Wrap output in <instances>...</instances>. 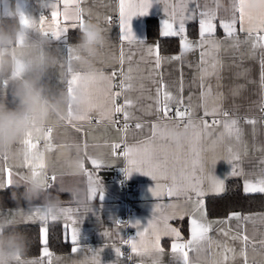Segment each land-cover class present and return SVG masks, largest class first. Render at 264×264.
Wrapping results in <instances>:
<instances>
[{"label": "snow or ice", "instance_id": "obj_1", "mask_svg": "<svg viewBox=\"0 0 264 264\" xmlns=\"http://www.w3.org/2000/svg\"><path fill=\"white\" fill-rule=\"evenodd\" d=\"M113 3L116 0H112ZM69 0H64V20H73V28H79L81 31L85 21V14L89 20L92 18L99 19L98 14L93 12L91 9H82L79 3L76 4L73 10V15H70ZM250 0H232L230 11L231 18L224 19L220 18V25L223 28L226 38L224 41H220L215 37L217 12L218 5L217 0H203V3H196L195 7L189 8L187 0H183L180 5L179 12L176 11L175 7L168 3V0H118L119 5V27L121 30L120 39L130 48L136 46L139 49L138 55L139 60L149 65L147 75L140 72V65L136 63L135 67L133 65L132 53L129 52L127 58L123 51V47H120L119 55L113 60L108 62V66L120 65V75L122 79L119 85H112L109 83V97L112 103V108L109 111H99V116L101 119L107 118L110 123L115 124L116 121L112 120V115L115 113H123L124 125L119 131L121 132V138L123 134L129 131V124L127 123L131 119L140 120L141 117L135 116V113L131 111L135 107V102L127 93L132 91H140L143 95L144 91H151L150 89H145L144 81H151L156 85L155 88V109L150 104L144 111L148 114H155L157 120L156 123L144 124L136 123L135 129L140 130L139 133L133 132V135H144V129H148V138L139 139L134 144H125L123 151L117 153V149L121 148L120 143H114L110 146L109 151L104 153L103 159L92 158L91 163L96 168H100L102 165H111L113 162L120 157H123L127 161V167L122 171L125 179L131 178L133 173H141L151 177L155 181L154 187L150 189L152 196L158 197L160 195V189L163 187L166 191L168 197H175L176 202L161 205L156 204L153 209V216L156 217L157 213L161 210H168V212L163 216L161 224L158 225L153 222V220L148 221V227L139 230L141 227V221L137 220L135 222H127L126 226H131L137 228L135 236L125 238L120 235L119 231H113L111 229H106L103 232V236L106 239L105 247H111L114 250L116 257H122L124 253L121 251L119 245H128L130 247L131 253L137 256H149L152 257V264H161V257L164 255V249L161 246L162 236H173L175 238L174 242L171 244V253L176 264H189V251L195 250L200 253L204 249H208L212 254L211 264H225V262H230L234 260L237 253L234 247H231L227 242H221L215 240L210 233L214 231H219L222 233L225 240L230 238L231 241H239L240 251L238 255L242 258V264H264V233H261V239L258 242H253L249 239V236L244 234L247 229L244 224L251 222L255 224L257 221L264 223V214L256 215H242L241 213L234 212L230 213L227 220L223 221H209L207 219V213L204 209V201L202 197L205 195L206 191L222 192L224 190V180L217 177L214 172L206 168L204 159L201 156L200 149L198 148V142L200 140L201 133L211 136L216 130L215 125H222L223 131L219 132L217 142L227 141L225 157L227 163L231 166V172L234 176L244 175L243 169L241 168V162L243 157L247 155V147L243 144L244 130L239 124V117H237V112L239 110V105L235 103L228 107H223L222 102L226 99L223 92L217 90L213 93V88L210 83H206L207 77L216 78V87L219 89L221 87L220 81V71L221 69L227 68L230 71H234L237 78L247 79L248 70L242 69L243 61L247 58L256 55L257 51L260 56V84L262 89H264V35L261 31H264V6H262L255 15L253 12L246 11V4H249ZM154 5H163L162 13L165 18L161 21L162 30L160 35L163 37H179L180 38V54L174 56H161L159 51V45H149L146 44L145 39L138 38L136 32L133 29V19L138 17H146L151 14V10ZM50 7L53 9L51 11V16L53 21L60 15L57 3H52ZM238 13V17H237ZM46 17L41 15L39 20L31 19L30 15L26 12L21 13L20 22L28 27L34 28L42 33L44 36L49 37L51 40L61 42L66 46L68 53V67L67 72L72 73L70 79H65L64 83L66 85L67 93L75 100L76 91L84 84L85 74L78 68L73 69L71 61L75 60L80 62L82 57L79 55L82 49L76 46L67 45L68 32L67 27H60L59 22L57 26L52 28L51 25L45 28ZM239 20L241 24V31L247 33L244 39H241L237 35L236 25ZM191 21H198V39L193 41L187 36L186 24ZM106 26L103 29L107 33V24H110V17L105 18ZM247 23V27L244 24ZM109 47H114V45L109 44ZM221 48L232 57L231 63L225 65L217 58V53ZM199 50L200 65L198 67V80L201 87L204 89L200 94V99L203 100V104L193 105L191 103V97L188 98L189 103L185 105L184 96L182 95L184 91L182 74L181 78L175 83V85L167 84L164 82L163 73L158 70L161 68L163 63H171L173 61L183 62V56L186 53L194 52ZM127 59V70H123V65ZM103 64V60L101 61ZM64 65L60 64V68L63 69ZM82 68V67H81ZM22 66L17 69V74L22 71ZM134 72L136 75H134ZM103 74V71L100 70ZM65 74L62 72V77ZM117 75L116 71H113L111 77H107L109 81ZM95 80V77H92ZM139 80V86L136 88L132 83L133 80ZM8 81L2 82L3 89L8 88ZM112 87H119L121 91L111 92ZM172 87L176 88L175 94L172 91ZM244 84H235L234 86H228V94L232 97L241 95L244 89ZM125 93V99L122 105L116 104V98ZM152 98V97H150ZM211 99L212 106L209 108L208 101ZM93 105L90 100L88 101V107L86 110H82L79 106L74 103L66 104V109L68 112L67 122L72 123V119L83 120L87 117L88 111L91 110ZM175 107V116L178 118L174 122L172 118L168 115ZM197 107H203V116L214 117L212 125L203 118H200L199 128L200 131L195 134V136L189 140L188 154L184 156L182 150L184 149L183 144L175 143L171 140L169 136V122L173 123L174 126L179 127L180 123L184 121V118H188V123L185 127H197L192 124L191 116L193 111ZM181 108L184 110L181 111ZM261 111L264 112V104L261 105ZM219 117V118H216ZM236 117V118H234ZM167 121V122H166ZM58 122L49 121V124L54 125ZM245 123L253 126V135L256 134V126L258 123L264 124V120H257L255 118H246ZM53 127L50 126L46 129L37 128L34 131L26 132L23 137L18 141L19 144L23 145L22 155L23 160L17 164V167L26 166L29 169L30 175L23 176L25 178H40L45 187L47 184V174L45 173V156L43 153H37L33 151L36 149L37 144L40 139L43 138L47 141H51ZM165 141L168 143L157 144L156 141ZM35 140V142H34ZM86 147V145H85ZM54 148L61 149V155L63 154V145H52L51 143L46 144V150L51 152ZM264 153V149L261 150ZM217 158H213L211 163L215 165ZM74 167L79 172H86L84 165L79 160L75 162ZM7 173L6 176H3ZM88 175V181L90 184L91 197L96 198L99 191V200H103L105 193L103 186L99 185V181L94 179V173H86ZM12 172L9 168H6L3 164H0V190H3L12 185L11 180ZM248 175L245 176L243 191L247 193H264V158L259 161V171L253 170ZM55 179V176H53ZM99 185V187H98ZM183 198L186 203L191 204L192 211H181V205L179 200ZM79 209L62 208L61 215L66 218V223L64 225L67 230L71 227V243L75 245L72 248L73 252H77L81 246V228L80 225L83 221V216L87 214L90 210L83 209L81 212V218L77 219L69 213L78 212ZM197 213L199 215H197ZM190 215V239L186 243L178 242L181 239V233L176 229L171 227L168 223L169 219H183L184 216ZM0 216L9 219L13 223L30 221H39L45 223V226L41 229L43 234V244L47 245V234L48 228L46 226V221L48 215L45 213L43 208H37L34 212L25 215L20 211L0 213ZM56 220L58 217H51ZM236 220L237 224L235 226V232L229 228L227 231L225 227H228L229 221ZM243 222V223H242ZM125 222L116 220L114 225L117 229L121 227ZM162 225V226H161ZM220 225L216 228L214 226ZM249 249L251 253V260L249 259ZM88 251V249H85ZM94 255V259L91 264H101L99 256V250H91ZM232 254L231 257L229 254ZM43 255L50 256L48 248L45 246L43 248ZM131 259V256L128 257ZM17 264H39V261H23L21 257H17ZM122 264V262H118ZM143 264V261L141 262Z\"/></svg>", "mask_w": 264, "mask_h": 264}, {"label": "crops", "instance_id": "obj_2", "mask_svg": "<svg viewBox=\"0 0 264 264\" xmlns=\"http://www.w3.org/2000/svg\"><path fill=\"white\" fill-rule=\"evenodd\" d=\"M183 0H168V3L175 7L176 11L179 12L180 5ZM25 12L30 15L31 19L39 20V17L43 15L46 17L45 20V28L47 29L49 25L52 28L57 26V22H59L60 27H67L68 32L67 36V45L68 46H76L77 41L80 36L79 28H73L72 24L73 20H64L63 11H64V0H22ZM52 3L58 4V11L60 15L56 18V21H53L51 16V11L53 10L50 5ZM79 3L82 9H91L93 12L98 14L99 19L92 18L88 19L87 14H85V21H92L98 23L102 29L105 28V18L110 17V24H107L108 31L104 32L105 41L102 46H100L93 57H90L96 68L103 71V74L106 77H111L113 71H116L117 75L109 81H98V82H90L88 84L89 91V100L93 107L87 113V117L83 120H78L73 118L72 123L69 124L67 122L68 112L66 109V105L64 107V111L58 115L53 116L50 121L58 122L54 125L49 124V122L43 127L46 129L50 126L53 127L52 138L51 141H47L43 138L40 139L37 144L36 149L33 151L37 153H43L45 156V173L47 174V184L46 190L52 192L53 194L59 195L62 201V208H71V209H79L78 212L69 213L68 215L73 216L74 218L80 219L81 212L83 208L77 205L73 200H66L65 198H61L63 195H70L67 192H58L59 182L61 178L65 180H71L74 178H78L82 181H88V175L86 173H94V179L99 181V185L103 186V190L105 193L104 199L99 200V191L97 193L96 198H92L94 202V209L92 212H88L83 216V221L80 225L81 228V246L77 252H73L72 248L75 247L71 243V227L67 230L64 225L67 222L64 215H59L60 218L53 220L51 217H48L46 221V226L48 228L47 240L49 238V223L50 222H58L62 225L64 231L65 240L69 241L72 246L71 249L66 253H55L51 251V249L47 245L43 244V234L41 229L45 226V223H41L39 221L30 222H18L15 223L18 226H26V225H37L40 229V239H41V251L37 256H22L21 259L23 261H39V264H91L94 259L92 249L99 250L100 252V262L101 264H118V262H122V264H152V257L149 256H137L134 253H131L130 247L128 245H119L121 247V251L126 253L127 255L124 257H116L114 250L109 246L105 247L106 239L103 236V232L106 229H111L113 231H119L120 235L128 238L135 236L137 232V228L126 226L127 222H135L137 220L141 221V227L139 230H142L145 227H148V221L151 219L154 223L160 225L163 219V216L170 212L171 210H161L160 213H157V216H153V209L156 204L167 205L173 202H176L175 197H168L166 195V191L163 187L160 189V195L158 197H154L151 194L150 189L154 187L155 181L141 173H133L131 178L125 179L123 174V169L127 167V161L120 157L115 160L111 165H102L100 168H96L92 165V158H97V153L103 152L106 153L109 151L110 146L114 143H120L121 148L117 153H121L123 151L125 144H134L139 139H147L148 138V129H144V135H133V132L139 133L140 130L135 129V124L140 122L144 124L156 123L155 114H148L144 109L147 108L148 105H152L153 109H155V100L154 97L156 95L155 88L156 85L151 81L145 80V89H150L151 91H144L143 95H141L140 91H132L127 93L131 99L135 102V107L131 109L135 113V116L141 117L140 120L131 119L127 123L129 124V131L123 134L121 138V132L119 131L123 127L119 123L120 120L124 121L123 113H115L112 115V120L116 121L115 124L110 123L107 118L101 119L99 116V111H109L112 108V103L109 97V83L112 85H119L122 76L120 75V65L108 66V62L113 60L116 56L119 55L120 47H123V51L125 53V57L127 58L129 52L132 53L133 65L135 67L136 63L140 65V72L144 75H147V71L149 65L139 60V49L136 46H128L126 42L120 39L121 30L119 27V5L118 0L115 3L112 0H69L68 7L70 14L73 13V10L76 7V4ZM188 7L191 9L195 7L196 3H203V0H187ZM232 0H217L218 12H217V20L214 21L216 23V31L215 37L220 41H224L226 38V34L223 28L220 25V18L224 19L231 18V6ZM264 6V0H250L249 4H246V11L255 13ZM163 5H154L151 10V14L146 17H138L133 19V29L136 32L138 38L145 39L146 44L149 45H159V41L156 38H151L147 33V20L155 18L159 22V32L162 30L161 21L164 17L162 13ZM238 17V13H237ZM247 23L244 24V27H247ZM241 24L239 20L237 21L236 31L237 35L241 39H244L247 33L240 30ZM187 36L190 40L198 39V21H191L186 24ZM261 34L264 35V31H261ZM162 36V35H161ZM163 37V36H162ZM164 38H178L179 39V51L176 53H161L160 46L159 51L161 56H174L179 55L180 48V38L179 37H164ZM52 44L55 50L58 51L60 62L52 74L51 84L53 87L57 89H61L66 91V85L64 83L65 79H70L72 73L67 72L68 67V53L66 50V46L61 42L52 40ZM114 45V47H109L108 45ZM79 55L83 57V53L80 52ZM217 58L221 60L225 65L230 64L232 57L225 51L224 48H221L220 51L216 54ZM103 60V64L101 61ZM260 56L257 51L256 55L250 58H247L243 61L242 69L248 70L247 79L237 78L234 74V71H230L227 68L221 69V87L217 89L216 87V78L215 77H207L206 83H210L213 88V93L217 90L224 93L226 99L222 102L223 107L231 106L232 104L239 105V110L237 112V117H239V124L244 130L243 135V144L247 147V155L243 157L241 162V168L243 169L244 175L234 176L231 172V166L227 163L225 157L227 156L226 146L227 141L221 143H213V141L217 140V136L219 132L223 131L222 125H215V131L211 136L205 135L201 133L200 140L198 142V148L200 149L201 156L205 161L206 168L214 174L222 178L224 180V190L222 192H213L206 191L205 195L202 197L204 201V209L206 210V198L210 196H219L225 192L226 182L231 179L241 180L243 183L245 182V176L248 175L249 178H252L249 174L255 171H259V161L261 158H264V153H262V149H264V124L258 123L256 126V134L253 135L251 125L245 123L246 118H255L258 121L264 120V112L261 111V105L264 104V89L260 84V75H261V67H260ZM60 64H63V69L60 68ZM72 67L74 70L80 69L82 73L84 70L81 68V64L78 61H71ZM200 65V57L199 50L194 52L186 53L183 56V62L173 61L171 63H163L161 68L158 70L163 73L164 82L167 84L175 85V83L181 78L183 79L184 91L182 95L184 96L185 105L189 103L188 98L191 97V103L193 105L203 104V100L200 99L201 92L204 89L201 87L200 82L198 80V67ZM127 59L125 64L122 66L123 70H127ZM62 72L65 74L62 77ZM134 75L136 73L134 72ZM132 83L136 88H138L140 81L133 80ZM235 84H244L245 87L242 90L241 95L232 97L228 94V86H234ZM121 89L119 87H112L111 92H119ZM172 91L175 94L176 88L172 87ZM125 93H121L119 97L116 98V104L122 105L125 99ZM152 97V98H150ZM0 101L11 103L10 89L9 86L5 90L2 87V82H0ZM208 106L211 108L212 101L209 99ZM184 109L181 108V111ZM175 107H173L172 111L168 113V115L172 118L174 122L178 118L175 116ZM203 107H197L191 116L192 124L197 127L189 126V135L186 141H184V149L182 150V154L187 156L189 140L192 139L197 132L200 131L199 121L203 116ZM186 118V122L184 125L180 126L181 128L185 127V124L188 123V118ZM203 118L208 122L209 125H212L214 117L212 116H203ZM219 118V117H216ZM236 118V117H234ZM167 122V121H166ZM173 123L169 122V127L172 126ZM35 142V140H34ZM51 143L52 145H63V154L61 155V149L54 148L51 152L46 150V144ZM157 144H165L168 142L160 141L157 139ZM86 145V147H85ZM23 145L18 142L13 145L12 150L7 154L0 156V164H3L6 168H9L12 172L11 180L12 185L0 190V192L5 191L7 189L18 188L15 185V182L19 180L23 176L30 175L29 169L24 167H17L23 160L22 150ZM216 159L215 165H212L211 161L213 158ZM80 161L84 165V169L86 172H79L75 169L74 164L76 161ZM76 174V175H72ZM7 173H4L3 176H6ZM0 176V178H3ZM55 176V179H53ZM124 183L128 184V189L126 190ZM98 185V187H99ZM21 190L23 191L22 187ZM20 191V192H22ZM247 194H255V193H247ZM181 205V211H192V206L189 203H186L183 198L179 200ZM37 208H42V201H35L31 207L27 204L22 206H4L0 207V213H8L20 211L25 215L34 212ZM238 212L242 215H256V214H264V211L259 212H250V213H242L240 211H233L231 213ZM207 213V210H206ZM197 215H199L197 213ZM227 217L224 218H211L207 215V219L209 221H223L227 220ZM116 220L125 222L122 224L119 229H117L114 225ZM190 220L191 216L186 215L183 219H169L168 223L171 227L176 228L181 233V239L178 241L180 243H186L190 239ZM187 223L186 231H183V224ZM243 223V222H242ZM237 224L236 220L229 221L228 227H225L227 231L229 228L235 232V226ZM162 226V225H161ZM216 228L220 227V225L214 226ZM244 227L247 231L244 233L249 236V239L253 242H258L261 239V233H264V223L257 221L255 224L251 222H247L244 224ZM215 240L221 242H227L231 247L236 249V257L234 260L230 262H225V264H242V258L238 255L240 251L239 241H231L230 238L225 240L222 233L219 231H214L210 233ZM175 238L173 236H162L161 237V246L164 249V255L161 257V264H176V261L173 259L171 253V244L174 242ZM47 247L49 250L50 256L43 255V248ZM88 249V251H85ZM250 253V249H249ZM231 253L229 256L231 257ZM131 256V259L128 257ZM212 254L207 248L197 253L195 250L189 251V264H211L212 262ZM249 259L251 260V253L249 255Z\"/></svg>", "mask_w": 264, "mask_h": 264}, {"label": "clouds", "instance_id": "obj_3", "mask_svg": "<svg viewBox=\"0 0 264 264\" xmlns=\"http://www.w3.org/2000/svg\"><path fill=\"white\" fill-rule=\"evenodd\" d=\"M23 12L22 0H0V82L8 81L11 96V103L0 101V156L7 155L26 132L43 128L53 116L60 115L66 104L74 103L86 110L88 84L107 81L90 59L105 41L103 29L98 23L88 21L80 31L77 45L84 54L81 67L85 82L76 91L73 101L68 93L51 84L52 74L60 62L52 40L38 30L23 25L20 22ZM19 66L23 70L17 74ZM188 135V127H169V136L175 143H183ZM97 158L103 159L104 153H97ZM15 185L22 187L23 191L12 192L14 203L20 205L23 202L31 207L39 200L49 217L60 215L62 201L59 195L47 191L40 178L21 177ZM58 192L69 193L77 205L93 211L89 181L61 178ZM30 244V238L18 230L17 224L0 216V264H17L16 258L25 256Z\"/></svg>", "mask_w": 264, "mask_h": 264}, {"label": "trees", "instance_id": "obj_4", "mask_svg": "<svg viewBox=\"0 0 264 264\" xmlns=\"http://www.w3.org/2000/svg\"><path fill=\"white\" fill-rule=\"evenodd\" d=\"M147 33L151 38L159 41L161 53H176L179 51L178 38H164L159 32V22L152 18L147 20ZM13 191L20 192L21 188L7 189L0 192V207L4 206H22L14 203L11 199ZM66 200H72L68 196H62ZM207 215L211 218H224L233 211L242 213L264 211V193L246 194L243 191V183L241 180L231 179L226 182L225 192L219 196H210L206 198ZM185 222L183 231H186ZM18 230L25 232L30 238V249L25 255L37 256L41 251L40 229L37 225L18 226ZM48 246L55 253H66L71 249L72 244L65 240L63 227L58 222L49 223Z\"/></svg>", "mask_w": 264, "mask_h": 264}, {"label": "built area", "instance_id": "obj_5", "mask_svg": "<svg viewBox=\"0 0 264 264\" xmlns=\"http://www.w3.org/2000/svg\"><path fill=\"white\" fill-rule=\"evenodd\" d=\"M186 122V118H184V121L181 123V125H184V123ZM119 123L121 124V126L123 127V125H124V122H123V120H120L119 121ZM120 149H117L116 151L118 152ZM124 186H125V188H126V190L128 189V184L127 183H124ZM127 254L126 253H124V257L126 256ZM137 264V263H136Z\"/></svg>", "mask_w": 264, "mask_h": 264}]
</instances>
